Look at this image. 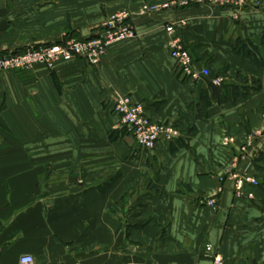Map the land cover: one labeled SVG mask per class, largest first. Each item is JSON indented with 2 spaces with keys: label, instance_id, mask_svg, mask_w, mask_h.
I'll list each match as a JSON object with an SVG mask.
<instances>
[{
  "label": "crops",
  "instance_id": "0c3cea01",
  "mask_svg": "<svg viewBox=\"0 0 264 264\" xmlns=\"http://www.w3.org/2000/svg\"><path fill=\"white\" fill-rule=\"evenodd\" d=\"M168 1L0 0V55L87 40L117 12ZM132 23L137 38L111 46L99 66L73 60L0 76V264L25 255L35 264H213L208 245L226 264H264V69L236 51L242 40L264 58V0ZM172 25L198 69L224 80L242 72L262 90L196 119L189 103L210 80L181 75L168 48ZM119 96L185 141L195 128L189 148H140L113 112ZM223 136L235 144L225 148ZM235 174L260 186L238 198Z\"/></svg>",
  "mask_w": 264,
  "mask_h": 264
},
{
  "label": "built area",
  "instance_id": "2783aa9c",
  "mask_svg": "<svg viewBox=\"0 0 264 264\" xmlns=\"http://www.w3.org/2000/svg\"><path fill=\"white\" fill-rule=\"evenodd\" d=\"M247 2L248 0H238L231 3L224 2L223 0H170L161 4H146L137 14L130 11H120L106 20L103 32L95 38L88 40L71 39L63 44L32 47L19 54L0 55V76L10 72L35 70L39 67L52 70L60 62H70L73 60H82L92 66H99L111 46L137 38V32L132 23L136 15L159 14L186 8L191 5L242 6ZM166 34L169 37L168 48L170 54L176 62L181 75L197 80L210 75L208 69L197 68L193 57L185 48L182 40L177 36L175 26L166 27ZM224 81L223 78H216L213 80V85L220 87ZM113 112L120 117V128L127 130L135 139L138 146L144 150L153 151L162 141L174 142L182 137L180 130L172 124H160L152 121L146 112L144 104L134 102L130 97H117V100L113 104ZM253 140L254 138H251L246 145L242 146L240 150L242 159H244L245 154L248 152V148L253 145ZM235 142L236 140L233 136H224L221 140L222 146L227 148L232 147ZM230 179L235 181L236 197L238 198L246 196V186L259 185L257 179L247 176L240 177L235 174L231 175ZM221 181L224 182L225 180L222 179ZM248 196L249 198L253 197L252 195ZM206 205L216 208L217 202L216 200H209ZM204 254L212 260L213 264H226L220 255L214 254L213 246L211 245L206 246ZM20 264H35V260L33 256L25 255L20 259Z\"/></svg>",
  "mask_w": 264,
  "mask_h": 264
},
{
  "label": "trees",
  "instance_id": "16d2710c",
  "mask_svg": "<svg viewBox=\"0 0 264 264\" xmlns=\"http://www.w3.org/2000/svg\"><path fill=\"white\" fill-rule=\"evenodd\" d=\"M191 6H195V5H191ZM182 9H185V8H182ZM95 37L97 36H93L89 39H92ZM262 44L264 46V35L262 37ZM186 49L189 51V53L193 57L191 51L187 47ZM236 51H237L238 56L246 57L256 67L264 69V58H262L259 55L258 48L252 43L238 40L236 42ZM209 73L210 75L207 78L208 80H210V82L207 85L200 86L202 88L198 86V88L193 92L192 101L189 103V109H191L194 112L196 119L207 118L209 116V109L215 105H236L240 100L249 99L253 95L257 94L258 92L262 90L261 80H258L242 72L236 73L232 79L225 80L220 87H217L213 85L212 83L214 79L220 76V73L216 74L212 70H209ZM160 124H167V123H160ZM123 130L125 131L127 135L131 136V134H129L127 130L125 129ZM196 134H197V130L195 128H192L186 134V141L183 137H181L175 140L174 142H170V143L171 145L175 147L182 146V147L189 148L188 141L191 139V137H194ZM258 186H260V183ZM138 225H143V223L140 222Z\"/></svg>",
  "mask_w": 264,
  "mask_h": 264
},
{
  "label": "rangeland",
  "instance_id": "374dc122",
  "mask_svg": "<svg viewBox=\"0 0 264 264\" xmlns=\"http://www.w3.org/2000/svg\"><path fill=\"white\" fill-rule=\"evenodd\" d=\"M234 137V136H233Z\"/></svg>",
  "mask_w": 264,
  "mask_h": 264
}]
</instances>
